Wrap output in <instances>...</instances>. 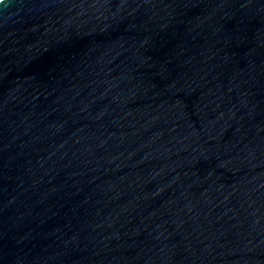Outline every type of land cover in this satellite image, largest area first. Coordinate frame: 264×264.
Here are the masks:
<instances>
[{
    "label": "water",
    "instance_id": "95a60500",
    "mask_svg": "<svg viewBox=\"0 0 264 264\" xmlns=\"http://www.w3.org/2000/svg\"><path fill=\"white\" fill-rule=\"evenodd\" d=\"M0 264H264V0H0Z\"/></svg>",
    "mask_w": 264,
    "mask_h": 264
}]
</instances>
